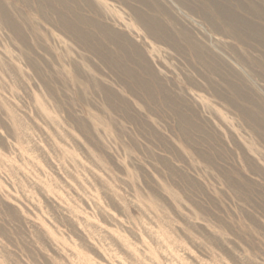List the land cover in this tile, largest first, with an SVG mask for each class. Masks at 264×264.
I'll use <instances>...</instances> for the list:
<instances>
[{
	"label": "rangeland",
	"instance_id": "obj_1",
	"mask_svg": "<svg viewBox=\"0 0 264 264\" xmlns=\"http://www.w3.org/2000/svg\"><path fill=\"white\" fill-rule=\"evenodd\" d=\"M1 1L7 11H10L8 13L12 19L22 28L24 40L18 38L7 24L1 22V19L0 37L7 35L19 42L27 66L39 78L48 95L66 112L77 128L86 130L89 135L85 138L111 163L115 172L121 176L127 175L124 166L118 163V156H124L127 152L129 163L141 173L142 178L146 177L144 179L146 187L154 195L161 196L178 217L175 205L162 196L158 186H154L152 173L146 164H150L158 172L163 170L162 174L166 173L172 183L190 191L193 202L204 219L246 243L257 244L253 230L264 239V167L256 163L241 142L242 137L229 127L232 116L239 115L264 144V131L254 130L252 121L237 108L242 105L248 107L253 115L255 112L256 115L264 117V108L262 109L264 70L253 64L256 61L264 62V49L257 42L249 40L242 43L223 31L219 33L200 13L195 11V15L189 6L185 7L179 0H152L171 13L170 17L151 12L147 6L133 0L124 2L116 0V3L127 10L131 19L120 16L116 21L105 23L128 35L141 48L145 58L150 62L152 69L150 71L160 79L168 93L180 98L184 106L182 110L184 112L189 110L186 113L192 114L191 118L196 126L206 132L204 134L194 131L192 140H186L183 138L179 119L174 110L160 99L150 100L137 86L130 87L127 77L113 68L105 58L74 37L73 46L66 47L59 42V36L54 37L51 33L42 34L40 31L42 26L33 15L37 12L42 13L35 0H30L29 4L23 0ZM255 1L264 7V0ZM127 5H135L145 12L161 16L177 33L182 27L188 29L187 31L194 37L192 38L194 43L201 45L204 43L202 53L204 56H196L186 41H179L182 47L180 49L147 38L142 27L134 24L130 16L131 10ZM82 12L86 16L96 17L85 9ZM49 14L54 15L52 12ZM170 22L176 24L172 25ZM60 30L64 31L61 26ZM106 44L107 48H114L113 44L109 42ZM207 48L211 53L217 54L214 60L207 57L205 53V50L208 53ZM130 66L142 76L149 77L137 63L131 62ZM10 68L19 78L16 68L11 65ZM89 68L93 71L90 72ZM0 71H3L2 66ZM249 74H252V82H249ZM228 76L247 91L245 93H248L246 100L248 103L236 97L226 85L225 78L229 79ZM107 91L112 96L111 103L107 99ZM25 95L28 100L32 99V92H26ZM233 100L237 105L232 103ZM22 103L27 106L23 99ZM252 103L259 105V108L256 106V110ZM0 124H3L2 118ZM2 142L3 138L0 137V143ZM204 154H210L212 161H208ZM224 172H231L238 181L245 180L249 185L247 195L230 186L223 177ZM128 186L131 188L130 184ZM5 207L6 212L0 211V233L10 235L11 230L18 236H26L27 230L23 228V221L18 218L14 209L10 206ZM133 212L135 213V209ZM190 227L229 255H231L229 244L239 248L234 239H227L226 243V238L210 231L204 223ZM21 242L25 243L24 240ZM109 256L115 257L112 264H116V259L120 258L118 253H110ZM85 259L90 264H95L91 257L85 255ZM44 264H48L46 257Z\"/></svg>",
	"mask_w": 264,
	"mask_h": 264
},
{
	"label": "clouds",
	"instance_id": "obj_2",
	"mask_svg": "<svg viewBox=\"0 0 264 264\" xmlns=\"http://www.w3.org/2000/svg\"><path fill=\"white\" fill-rule=\"evenodd\" d=\"M90 9L109 22L120 16L131 19L116 0H91ZM33 15L42 34L73 46L54 15L46 10ZM22 51L14 38L0 37V211L10 206L27 230L26 236L0 233V264H44L45 257L48 264H90L85 255L95 264H112L110 253L119 254L116 264H264V239L253 230L257 244L246 243L204 219L192 193L172 183L163 170L146 164L154 186L175 205L179 217L146 187V177L129 163L127 152L118 156L127 175L115 172L85 138L86 130L77 128L48 95ZM248 79L252 82V74ZM29 91L31 100L25 95ZM229 127L264 167V144L243 119L232 116ZM199 223L226 243L234 239L239 248L229 244L231 255L225 253L190 227Z\"/></svg>",
	"mask_w": 264,
	"mask_h": 264
},
{
	"label": "bare ground",
	"instance_id": "obj_3",
	"mask_svg": "<svg viewBox=\"0 0 264 264\" xmlns=\"http://www.w3.org/2000/svg\"><path fill=\"white\" fill-rule=\"evenodd\" d=\"M23 1L27 4L30 3V0H23ZM119 1L124 2V0H119ZM133 1L138 2L139 4H142L144 6H147L151 12L154 11L155 13L158 12L161 15H169V17L171 16V13L169 14L168 11L165 10L162 7V5H160L158 2H154L152 0H133ZM195 2H197V4ZM35 3L37 4L38 9L42 13L45 10L48 13L50 12L54 13V16L56 17V20L59 23V25L62 27V29L65 32L71 34V37H74L76 40L87 45L90 49L94 50L97 54L105 58L113 68L124 74L127 77L128 84L130 85V87H134V85L137 86L141 90V92H143L150 100L160 99L161 102H164L172 110H174V113L178 116L181 133L184 139L192 140V135L194 134L193 133L194 131L204 134L206 133L204 129H202L199 126H196V124L193 122L191 118L192 114L188 115L186 113L189 110L188 111L186 110V112L182 110L183 105L180 98L179 97H177L178 99L175 98L165 90L164 86L159 81L160 79L155 77L153 72L150 71L152 70L150 66V62L147 60V58H145V55L143 51H141V48L137 44H135V42H133L128 35L116 30L115 28H113V26L111 27L107 25L105 23V20L101 18L98 17L92 18L90 16H86L82 12L86 7H88L89 9L88 11L91 12L90 9L91 0H35ZM179 3H183L185 7L189 6L188 8H190L193 12L196 11L200 13V15H202L204 20H207L209 24L212 25V28H214L216 31L218 30L219 33L220 31H223L226 34H228V36L242 43H245L249 40L255 41L264 49V7L261 6L257 1L255 0H179ZM127 6L131 10L130 16H132V20H134L135 22L134 24L135 25L139 24L142 27V29L144 30V35L147 38H150L155 42L162 43L163 45L165 44L170 47L180 48V49L182 47L180 46L179 41L180 40H182L181 42L186 41V44L187 43L189 44L191 50L194 52L196 56L198 57L204 56L202 55L205 48V46H203L204 43H202V45L201 43L200 44L194 43L192 39L194 37L191 36L189 31H187L188 29L186 30L184 27H182L183 29L180 27L181 31L177 33L173 31L171 25H168L166 23L165 21L166 19L164 20V18H161V16L154 15L149 12H145L144 10L140 9V7H137L135 5H131V6L127 5ZM8 12L10 11H7L5 4L0 0V19L2 20L1 22L7 24L18 38L24 40V34L22 28L15 22V20L12 19V17L9 15ZM175 16H177V14ZM188 17H190V15H188ZM170 23L172 25L176 24L175 22H170ZM90 28H92L94 31L91 30ZM191 31L192 33H194L193 30ZM29 40L31 41V39ZM108 42L114 45L113 49L107 48L108 45L106 43ZM219 42L222 43V41ZM205 53L207 54V57L209 56L211 60H214V57L217 56V54L211 53L210 50H208V53L205 50ZM131 62L137 63L139 68L144 70V72L148 74L149 77L142 76L137 70L132 68L130 66ZM253 64L259 65L264 70V62L256 61L253 62ZM225 79L227 82L226 85L229 86L232 93L236 97L246 101L248 98L247 96L248 93L245 92L247 91H244L242 87H240L237 83L230 80V77L229 79L228 78ZM245 86L246 85H243V87ZM246 88L245 90H247ZM107 99L109 103H111L112 96L110 95V93H108V91H107ZM224 101H225V97H224ZM232 103H234V105L235 104L237 105V103L234 100L232 101ZM249 103L251 106V102ZM252 105L254 104L252 103ZM254 106L255 108L256 106L259 108V105H254ZM237 108L245 117H247L252 121V123L254 124V126L252 125L254 127V130L264 131V117L258 114L256 115L255 112L253 115V112L251 113L247 109L248 107H243L242 105H239ZM263 108L264 105L262 106V109ZM204 155L206 156L208 161L210 162L212 161L210 154L208 155L204 154ZM223 177L230 186L240 190L242 194L247 195L246 192L247 189L249 188V185L245 180L238 181L237 179H235L234 175L231 172H224Z\"/></svg>",
	"mask_w": 264,
	"mask_h": 264
}]
</instances>
